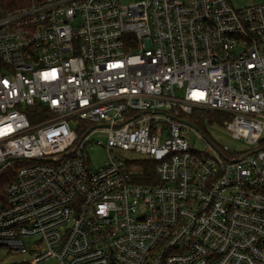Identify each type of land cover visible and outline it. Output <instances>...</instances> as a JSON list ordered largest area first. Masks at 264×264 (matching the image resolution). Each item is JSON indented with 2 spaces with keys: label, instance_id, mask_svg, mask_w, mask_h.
<instances>
[{
  "label": "built area",
  "instance_id": "obj_1",
  "mask_svg": "<svg viewBox=\"0 0 264 264\" xmlns=\"http://www.w3.org/2000/svg\"><path fill=\"white\" fill-rule=\"evenodd\" d=\"M196 109L222 113L247 148L193 149L181 120ZM95 129L107 150L150 163V182L117 157L92 169L82 149ZM11 162L0 250L19 262L264 264V3L0 12V168Z\"/></svg>",
  "mask_w": 264,
  "mask_h": 264
},
{
  "label": "rangeland",
  "instance_id": "obj_2",
  "mask_svg": "<svg viewBox=\"0 0 264 264\" xmlns=\"http://www.w3.org/2000/svg\"><path fill=\"white\" fill-rule=\"evenodd\" d=\"M122 4L134 3L140 0H119ZM232 7L238 9L251 5L264 3V0H228ZM197 117L194 116L189 122L191 126L185 127L183 135L189 140L190 145L195 150L211 151V144L218 147L226 146L235 152L243 151L248 145L242 139L232 137L230 131L220 122L209 120L207 117L202 118L201 122H197ZM200 135V137L198 136ZM107 134L101 130L95 129L90 134V146H85L82 153L85 161L92 169L100 166L109 157H117L122 160L134 161L138 166L142 157L132 151L121 150L117 148H107L97 143V141L106 142ZM233 155V154H232ZM235 156V155H233ZM20 257L5 253L4 249L0 250V264H12L19 262ZM41 264H58L55 259H48Z\"/></svg>",
  "mask_w": 264,
  "mask_h": 264
},
{
  "label": "trees",
  "instance_id": "obj_3",
  "mask_svg": "<svg viewBox=\"0 0 264 264\" xmlns=\"http://www.w3.org/2000/svg\"><path fill=\"white\" fill-rule=\"evenodd\" d=\"M33 0H0V12H6L10 10H14L16 8L23 7L27 4H29ZM35 110L40 114H43L44 107L43 106H37ZM196 116L197 117V122H201L202 118L207 117L209 120H216L221 123L223 121L224 116L222 113L219 112H212V111H206V110H199L196 109L194 110L191 114L189 115H184V119L188 122L192 120V118ZM31 121L36 122L37 118L36 115L32 116L31 115ZM141 166V172L139 173V177H137L135 180H137L140 183H148L150 182L151 178L153 177V170H152V165L146 161L140 162ZM16 165L15 163L11 162L8 165L0 168V199L2 198V192L5 187V185L10 182L14 175H15V170H16ZM12 264H27V263H22V262H14Z\"/></svg>",
  "mask_w": 264,
  "mask_h": 264
},
{
  "label": "water",
  "instance_id": "obj_4",
  "mask_svg": "<svg viewBox=\"0 0 264 264\" xmlns=\"http://www.w3.org/2000/svg\"><path fill=\"white\" fill-rule=\"evenodd\" d=\"M184 124H187V125H189L190 123L188 122V121H186V120H181ZM260 149H262V148H260ZM255 151H257V150H255ZM1 166V165H0Z\"/></svg>",
  "mask_w": 264,
  "mask_h": 264
}]
</instances>
